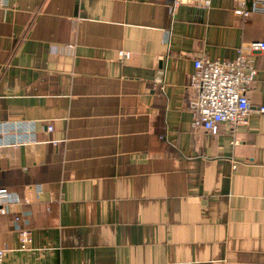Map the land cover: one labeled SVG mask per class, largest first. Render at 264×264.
Wrapping results in <instances>:
<instances>
[{
	"label": "crops",
	"instance_id": "crops-1",
	"mask_svg": "<svg viewBox=\"0 0 264 264\" xmlns=\"http://www.w3.org/2000/svg\"><path fill=\"white\" fill-rule=\"evenodd\" d=\"M173 1L0 5V187L29 202L4 264H264V50L247 125L188 108L194 60L263 41L264 13Z\"/></svg>",
	"mask_w": 264,
	"mask_h": 264
},
{
	"label": "built area",
	"instance_id": "built-area-1",
	"mask_svg": "<svg viewBox=\"0 0 264 264\" xmlns=\"http://www.w3.org/2000/svg\"><path fill=\"white\" fill-rule=\"evenodd\" d=\"M237 6L234 14L247 18L254 13H264V0H236ZM5 0H0L3 5ZM195 2L203 7L210 5V0H174L170 7V15L175 6L181 3ZM67 49H72L73 44H65ZM56 49V47H54ZM264 50L263 41H251L241 44L237 48V55L233 60H209L198 58L194 60V71L190 75L189 87L193 96L188 102L192 114L193 124L199 125L205 131L216 134L221 123L230 127L248 124L251 112L250 102L247 97L249 86L257 77V68L253 62L252 54ZM119 56L126 57L128 52L119 51ZM264 115V106L258 108ZM52 130L50 123L47 124ZM40 192V187H37ZM28 199H19L11 195L5 188L0 187V214L11 213L13 207L28 204ZM18 213L15 220H18ZM21 246L28 242L29 232L19 230ZM5 248H0V264H4Z\"/></svg>",
	"mask_w": 264,
	"mask_h": 264
}]
</instances>
